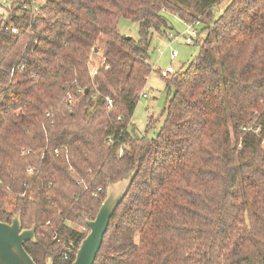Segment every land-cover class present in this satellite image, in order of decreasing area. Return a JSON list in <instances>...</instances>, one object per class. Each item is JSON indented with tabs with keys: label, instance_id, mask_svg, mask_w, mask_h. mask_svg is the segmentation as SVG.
I'll return each instance as SVG.
<instances>
[{
	"label": "trees",
	"instance_id": "trees-1",
	"mask_svg": "<svg viewBox=\"0 0 264 264\" xmlns=\"http://www.w3.org/2000/svg\"><path fill=\"white\" fill-rule=\"evenodd\" d=\"M223 1L47 0L34 15L13 1L0 16V221L36 223V264H72L65 247L87 234L73 225L88 228L108 181L137 166L95 264H264V0L216 12ZM167 13L201 22L199 52L165 79L166 118L149 137L132 118Z\"/></svg>",
	"mask_w": 264,
	"mask_h": 264
},
{
	"label": "rangeland",
	"instance_id": "rangeland-1",
	"mask_svg": "<svg viewBox=\"0 0 264 264\" xmlns=\"http://www.w3.org/2000/svg\"><path fill=\"white\" fill-rule=\"evenodd\" d=\"M13 1L15 0H0V16L5 15L6 13L1 6L10 8L13 5ZM229 1L230 0H224L218 4L215 7V11L219 12L223 10ZM167 18L172 29L168 30L166 33H171L174 36L172 38V47L178 51V57L172 61L169 59L170 48H166L169 41L167 36L155 32L150 48V61L153 65V70L147 79L146 88L144 90L147 97L144 98L142 96L140 98L132 118V124L137 129L138 134H146L149 137H156L160 128L163 126L166 118L168 97H170L169 90L166 88V81L161 76L160 69L166 68L168 65H172L176 70H178L181 66H184L192 61L199 52V45L197 43L193 45H186L184 43L182 37L185 30L184 22L171 13H167ZM119 31L122 35L131 37L134 40H139L140 38L139 23L130 19H120ZM204 36H206L205 32ZM159 49H165V53L161 54ZM173 77L174 75L167 78V80H173ZM148 120H154L155 123L154 127L152 129L149 127L148 132L146 133ZM7 207L8 209L12 208V204L8 201ZM73 227L81 231L85 228L77 225H73Z\"/></svg>",
	"mask_w": 264,
	"mask_h": 264
},
{
	"label": "water",
	"instance_id": "water-1",
	"mask_svg": "<svg viewBox=\"0 0 264 264\" xmlns=\"http://www.w3.org/2000/svg\"><path fill=\"white\" fill-rule=\"evenodd\" d=\"M130 38L127 37V39ZM97 51L95 49V52ZM137 176L138 166L119 181H108L106 197L96 217L87 221L89 232L79 244L72 264H95L108 233L111 220L126 199ZM29 241L37 242L36 223L30 228H23L21 212H18L11 222L0 221V264H36L25 248V243ZM47 264H53L52 257L47 259Z\"/></svg>",
	"mask_w": 264,
	"mask_h": 264
},
{
	"label": "built area",
	"instance_id": "built-area-1",
	"mask_svg": "<svg viewBox=\"0 0 264 264\" xmlns=\"http://www.w3.org/2000/svg\"><path fill=\"white\" fill-rule=\"evenodd\" d=\"M47 5V0H15V3L13 5L14 8H18L20 9L18 15H21L23 13H30L31 15L37 14L39 13V11L41 9H43L44 7H46ZM3 10H6V8L4 6H1ZM12 7V6H11ZM185 24V30L184 33L182 34L183 37V41L186 45H193L196 43V40L199 36V31L198 28L201 25V22L199 20L193 21V22H184ZM5 28L8 30H11L12 33L14 34H18L19 28L14 26V25H5ZM168 38V44L166 45V48H170V52H169V59L175 60L178 57V51L176 49H174L172 47V38L174 37L171 33L166 35ZM161 54L165 53V49H159ZM104 62L99 65H93L90 64V74L92 77H94L98 72L99 66H103ZM152 65V64H151ZM24 67L21 66V69H23ZM152 70H153V65H152ZM176 69L172 66V65H168L166 68L160 69V73L161 76L164 79L170 78L172 75H174L176 73ZM34 77H37L36 74H34ZM146 98L147 94L145 92L141 93V97ZM69 99L71 100L72 97L69 95ZM106 100L108 102L109 107H113L114 102L111 98L106 97ZM150 122V120H148V123ZM245 131L248 132H254V133H258L260 130L259 126H250V127H244L243 128ZM123 154V149L121 148L118 152V156H121ZM34 171V169L30 168L28 170L29 174H32ZM82 183V182H81ZM84 186L86 187V189H89L91 191L92 197L93 198H99L101 196V194L104 191V188L102 186H97L96 188H90L89 184H85L83 183ZM84 232H89V228H83ZM77 247H75V244L70 241L68 243V245L65 247V251H64V256L66 259H70L74 254H76L77 252Z\"/></svg>",
	"mask_w": 264,
	"mask_h": 264
}]
</instances>
